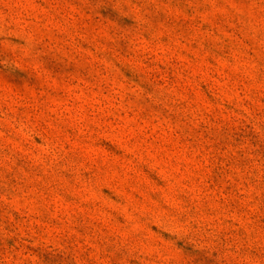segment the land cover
Here are the masks:
<instances>
[{
    "label": "rangeland",
    "instance_id": "374dc122",
    "mask_svg": "<svg viewBox=\"0 0 264 264\" xmlns=\"http://www.w3.org/2000/svg\"><path fill=\"white\" fill-rule=\"evenodd\" d=\"M0 264H264V0H0Z\"/></svg>",
    "mask_w": 264,
    "mask_h": 264
}]
</instances>
